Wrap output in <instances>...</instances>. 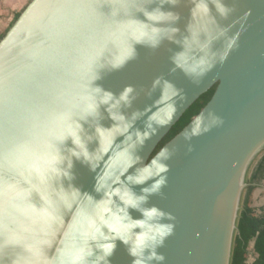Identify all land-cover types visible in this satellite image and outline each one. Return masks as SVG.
<instances>
[{"label":"water","instance_id":"obj_1","mask_svg":"<svg viewBox=\"0 0 264 264\" xmlns=\"http://www.w3.org/2000/svg\"><path fill=\"white\" fill-rule=\"evenodd\" d=\"M69 134L79 147L61 145L68 174L49 171L46 149ZM165 148V183L147 204L173 226L161 264H230L245 180L264 152V0H31L0 40V264H57L90 238L97 202L159 179L128 178ZM109 264H133L127 246Z\"/></svg>","mask_w":264,"mask_h":264},{"label":"clouds","instance_id":"obj_2","mask_svg":"<svg viewBox=\"0 0 264 264\" xmlns=\"http://www.w3.org/2000/svg\"><path fill=\"white\" fill-rule=\"evenodd\" d=\"M217 7L219 11L224 12L222 6L217 4ZM204 11L206 13L208 11L206 4ZM98 79L99 77H97ZM94 81L96 80L91 82L92 86ZM93 87L97 91H103L99 85ZM130 91L131 89H126L116 103L125 101ZM110 100H112V94L105 91L102 102L107 103ZM165 122L164 120L160 121L161 124ZM148 127L151 128L152 126L148 125ZM154 131L155 129H152V133ZM192 131L193 134L199 132V120L197 121V127ZM149 136V132H144L140 142L143 143V140L149 138ZM69 139L71 145L79 147L78 137L73 139V136L69 134L63 141L53 142L50 148L46 149L50 153L49 159L51 160L49 171L55 170L64 175L68 174L63 173L61 167L65 159L61 145L71 147L66 145V141ZM71 155L78 156L74 148ZM169 155V150L167 148L163 149L150 164L143 166L136 175L129 176L128 179L133 185H145L154 177H159L151 186L142 188L143 194H137L132 190V187L126 186L122 191L118 190L111 193L107 200L97 202L91 213H89V221L86 225V231L91 230V232H88L90 238L83 244L72 246L71 251L60 258L57 264H109V258L115 250L117 242L127 246L133 264H161L164 257L157 252V249L163 245L164 238L171 234L173 226L171 224L164 226L161 219L166 214L155 206L148 207L147 204L148 196L157 192L165 183L166 178L162 173L167 171V165L163 161L167 160ZM41 163L47 165L48 161L42 160ZM129 166H131V162ZM68 167L69 169L72 167L71 162ZM153 168L155 171H152ZM117 198L120 203L113 207V201ZM89 199L92 198L89 197ZM130 210L139 212V218H134ZM110 219L117 221L123 231L111 227Z\"/></svg>","mask_w":264,"mask_h":264},{"label":"trees","instance_id":"obj_3","mask_svg":"<svg viewBox=\"0 0 264 264\" xmlns=\"http://www.w3.org/2000/svg\"><path fill=\"white\" fill-rule=\"evenodd\" d=\"M18 14L14 21L19 17ZM13 21V22H14ZM2 37H0V40ZM215 87L202 95L171 128L159 143L153 155L167 142L177 135L191 119L206 105L214 93ZM258 160V161H257ZM256 164L246 177L244 195L236 222V232L233 238L230 264H247L248 248L252 245L255 259L251 264H264V208L256 210L252 207L256 188L264 180V152L257 158Z\"/></svg>","mask_w":264,"mask_h":264},{"label":"rangeland","instance_id":"obj_4","mask_svg":"<svg viewBox=\"0 0 264 264\" xmlns=\"http://www.w3.org/2000/svg\"><path fill=\"white\" fill-rule=\"evenodd\" d=\"M31 0H0V5L2 6V13L0 20L4 22L5 31L3 32V36L7 32V30L10 28V26L14 23L15 17L20 14V12L27 6V4ZM6 2H9L10 4L18 3V7L15 8L13 6L7 7ZM11 24V25H10ZM256 164V163H255ZM252 207L256 210H259L261 208H264V180L261 182V184L256 188V191L253 195V204ZM255 259V255L253 253L252 245L248 248V256H247V264H251Z\"/></svg>","mask_w":264,"mask_h":264},{"label":"crops","instance_id":"obj_5","mask_svg":"<svg viewBox=\"0 0 264 264\" xmlns=\"http://www.w3.org/2000/svg\"><path fill=\"white\" fill-rule=\"evenodd\" d=\"M6 6L7 7H10V6H13V7H15V8H17L18 7V3H16V5L14 4H10L9 2H6ZM1 13H2V6L0 5V17H1ZM11 25V24H10ZM5 25H4V22H2L1 20H0V37H3V32L5 31L4 29H5ZM8 31V30H7Z\"/></svg>","mask_w":264,"mask_h":264}]
</instances>
